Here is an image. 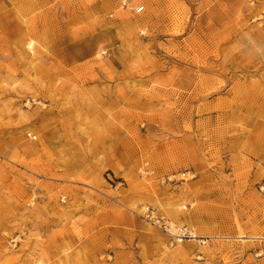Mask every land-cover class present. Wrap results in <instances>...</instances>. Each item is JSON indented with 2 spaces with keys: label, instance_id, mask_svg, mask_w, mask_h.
Segmentation results:
<instances>
[{
  "label": "rangeland",
  "instance_id": "rangeland-1",
  "mask_svg": "<svg viewBox=\"0 0 264 264\" xmlns=\"http://www.w3.org/2000/svg\"><path fill=\"white\" fill-rule=\"evenodd\" d=\"M0 264H264V0H0Z\"/></svg>",
  "mask_w": 264,
  "mask_h": 264
},
{
  "label": "built area",
  "instance_id": "built-area-1",
  "mask_svg": "<svg viewBox=\"0 0 264 264\" xmlns=\"http://www.w3.org/2000/svg\"><path fill=\"white\" fill-rule=\"evenodd\" d=\"M145 7H138L136 9V13H142L144 12ZM146 214L148 218H150L151 222L154 225L159 226L160 228L164 229L166 232H168L171 236L177 238L178 240L185 241V240H191L192 231L188 230L186 227L179 228V231L177 233L172 232V228L163 221L162 218H159L154 211H150L149 208L146 210Z\"/></svg>",
  "mask_w": 264,
  "mask_h": 264
},
{
  "label": "bare ground",
  "instance_id": "bare-ground-1",
  "mask_svg": "<svg viewBox=\"0 0 264 264\" xmlns=\"http://www.w3.org/2000/svg\"><path fill=\"white\" fill-rule=\"evenodd\" d=\"M27 46H28V49H27L28 52H31V53H33L34 55L37 54V50L35 49L34 44L29 43ZM90 52H92V49H89V50H87V52H83V53H81V54H79V55H75V56H74V59L85 57V56L89 55ZM97 55L100 56V53L98 52ZM251 152H252V151H251ZM179 215H181V214L178 213V211H174V217H178ZM171 228H172V232H173V233H177V232L179 231V229H177V227L174 226V225H172ZM197 238H200L199 235H197L196 233H192L191 240H193V241H197ZM239 238L242 239L243 242H246V241H248L249 239H251V238H247V237H245V236H242V237H239ZM179 243H183V241L179 240Z\"/></svg>",
  "mask_w": 264,
  "mask_h": 264
}]
</instances>
